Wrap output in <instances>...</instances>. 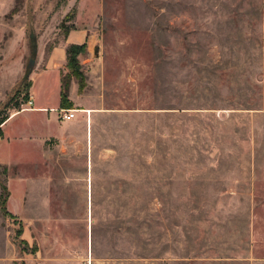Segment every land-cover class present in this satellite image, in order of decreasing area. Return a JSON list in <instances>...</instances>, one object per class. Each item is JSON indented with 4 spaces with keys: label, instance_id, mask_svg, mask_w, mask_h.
Instances as JSON below:
<instances>
[{
    "label": "rangeland",
    "instance_id": "374dc122",
    "mask_svg": "<svg viewBox=\"0 0 264 264\" xmlns=\"http://www.w3.org/2000/svg\"><path fill=\"white\" fill-rule=\"evenodd\" d=\"M73 29L88 146L22 111ZM0 205V264H264V0H0Z\"/></svg>",
    "mask_w": 264,
    "mask_h": 264
},
{
    "label": "crops",
    "instance_id": "0c3cea01",
    "mask_svg": "<svg viewBox=\"0 0 264 264\" xmlns=\"http://www.w3.org/2000/svg\"><path fill=\"white\" fill-rule=\"evenodd\" d=\"M87 33L83 29H73L71 30L65 40L63 47L56 48L60 49V51L57 53L55 50H53L51 58H50V65L47 66V68L44 70V74L42 73L40 77L37 79V76L39 74H36L34 77L32 76V84H31V90L33 92V88L36 86V84L42 80V84L40 85V90L46 89V83H49L50 87L54 88V95L56 97V103L61 108V93H62V79L59 67L63 65L65 62V56H66V48L69 45L73 44H83L86 41ZM64 56V59H63ZM59 66V67H58ZM34 94V93H33ZM34 100V96H33ZM48 109V110H47ZM54 109V110H52ZM55 109H58L56 105L51 104L48 100H40L39 105L37 107H30L28 109H23L22 111H39V112H50L55 111ZM66 109V108H63ZM70 109H76V108H70ZM19 111L18 113L22 112ZM18 113H15V115H12L6 122H4L2 128L4 129L5 126L9 123V121L15 117ZM43 121L46 123H54L56 124L58 128V132L53 134H41L38 135V137H47L49 135L56 136L58 139H75L76 137L80 138L83 141H85V144L87 142V146L90 145V121L85 122L81 118L80 112L76 113L75 118L71 120H61L59 116L50 117V114L46 115L45 118H43ZM76 140V139H75ZM90 164V161L87 160V166Z\"/></svg>",
    "mask_w": 264,
    "mask_h": 264
},
{
    "label": "trees",
    "instance_id": "16d2710c",
    "mask_svg": "<svg viewBox=\"0 0 264 264\" xmlns=\"http://www.w3.org/2000/svg\"><path fill=\"white\" fill-rule=\"evenodd\" d=\"M76 49L77 47L76 46H70L68 48V54L71 55L73 53H76ZM69 68H71L72 70L74 69L75 67V62H74V59L73 58H70V62L68 64ZM70 79V78H69ZM69 79L68 77H64L63 80H62V93H61V102L64 103L65 100H66V95L68 93V85H69ZM10 102V101H9ZM9 102L6 103L5 106H8L9 105ZM61 108H64V107H61ZM66 109H70V108H66ZM3 204V203H2ZM4 205V204H3ZM3 205H0L2 208H3Z\"/></svg>",
    "mask_w": 264,
    "mask_h": 264
},
{
    "label": "built area",
    "instance_id": "2783aa9c",
    "mask_svg": "<svg viewBox=\"0 0 264 264\" xmlns=\"http://www.w3.org/2000/svg\"><path fill=\"white\" fill-rule=\"evenodd\" d=\"M30 105L33 104V98L28 102ZM78 109H55L56 112H59L58 116L61 120H71L75 118Z\"/></svg>",
    "mask_w": 264,
    "mask_h": 264
},
{
    "label": "water",
    "instance_id": "95a60500",
    "mask_svg": "<svg viewBox=\"0 0 264 264\" xmlns=\"http://www.w3.org/2000/svg\"><path fill=\"white\" fill-rule=\"evenodd\" d=\"M33 64H34V60L31 59V60L29 61V63H28V67H29V68H32V67H33ZM30 72H31V71H30Z\"/></svg>",
    "mask_w": 264,
    "mask_h": 264
}]
</instances>
